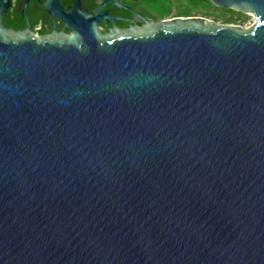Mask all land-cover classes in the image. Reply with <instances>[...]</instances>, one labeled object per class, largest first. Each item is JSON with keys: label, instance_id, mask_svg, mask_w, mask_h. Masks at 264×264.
<instances>
[{"label": "water", "instance_id": "water-1", "mask_svg": "<svg viewBox=\"0 0 264 264\" xmlns=\"http://www.w3.org/2000/svg\"><path fill=\"white\" fill-rule=\"evenodd\" d=\"M208 1L255 22L53 1L36 37L0 0V264H264V0Z\"/></svg>", "mask_w": 264, "mask_h": 264}, {"label": "flooded vegetation", "instance_id": "flooded-vegetation-1", "mask_svg": "<svg viewBox=\"0 0 264 264\" xmlns=\"http://www.w3.org/2000/svg\"><path fill=\"white\" fill-rule=\"evenodd\" d=\"M62 8L74 7L98 15L97 26L110 38L141 34L149 21H158L156 0H10L3 23L15 30L28 31L36 37L66 36L72 32L67 23L48 8L52 2ZM98 12L96 8L99 7Z\"/></svg>", "mask_w": 264, "mask_h": 264}, {"label": "rangeland", "instance_id": "rangeland-1", "mask_svg": "<svg viewBox=\"0 0 264 264\" xmlns=\"http://www.w3.org/2000/svg\"><path fill=\"white\" fill-rule=\"evenodd\" d=\"M155 7L156 15L162 19L181 16L180 14H188V16L211 18L218 23H227L226 19L230 16V13L221 10L224 8L216 6L221 8L219 9L202 4H195L191 0H156ZM237 12L235 20L228 24H235L243 28H248L254 24L255 17L252 13Z\"/></svg>", "mask_w": 264, "mask_h": 264}, {"label": "trees", "instance_id": "trees-1", "mask_svg": "<svg viewBox=\"0 0 264 264\" xmlns=\"http://www.w3.org/2000/svg\"><path fill=\"white\" fill-rule=\"evenodd\" d=\"M192 2H194L195 4H202L204 6H208V7H215V8H219L216 7L213 3L209 2L208 0H191ZM221 9V8H219ZM224 12H228L230 13V16L226 19L227 23H232L235 20V15L238 13L236 10L234 9H221ZM181 16H188V14H180Z\"/></svg>", "mask_w": 264, "mask_h": 264}]
</instances>
